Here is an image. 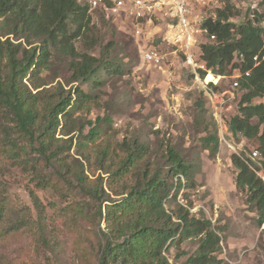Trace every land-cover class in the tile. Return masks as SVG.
Masks as SVG:
<instances>
[{"label": "trees", "instance_id": "1", "mask_svg": "<svg viewBox=\"0 0 264 264\" xmlns=\"http://www.w3.org/2000/svg\"><path fill=\"white\" fill-rule=\"evenodd\" d=\"M221 2L216 18L204 22L216 40L200 46L201 60L217 77L236 70L242 75L237 88L242 97L230 131L257 142L256 159L264 167V103H256L264 99V10L238 25L232 20L240 10L230 0ZM259 6L264 7V0ZM94 13L104 18L101 10L78 0H0V156L26 165L42 164L54 171L45 178L38 175L42 187L56 189L55 176L68 191L95 202V212L81 207L79 214L92 225L97 221V264H170L171 249L192 240H198L199 247L188 264H222L217 228L210 220L191 214L189 195L198 188L197 166L171 144L161 166L151 160L147 145L133 139L117 141L109 116L87 120L86 115L101 103L82 85L98 77L102 69L117 71L77 51L78 41L93 45ZM56 53L70 59L69 89L60 83L53 86L42 76L52 69ZM207 71H200L202 78ZM207 80L215 79L209 75ZM87 126L90 130L85 134ZM203 146L215 157L217 136H207ZM28 149L37 155L33 160L27 157ZM231 160L238 171L236 187L246 193L247 206L264 226L260 169L240 155H232ZM182 193L187 205L178 203ZM31 198L38 213V236L45 239L46 208L34 192ZM169 203H175V208H168ZM6 209L3 199L0 223Z\"/></svg>", "mask_w": 264, "mask_h": 264}, {"label": "rangeland", "instance_id": "2", "mask_svg": "<svg viewBox=\"0 0 264 264\" xmlns=\"http://www.w3.org/2000/svg\"><path fill=\"white\" fill-rule=\"evenodd\" d=\"M78 1L89 4L92 0ZM230 1L240 10L232 20L238 25L253 19L255 11L264 10L259 6L261 0ZM174 16L168 13L166 18L161 13L150 20L131 21L121 14L107 13L104 18L93 14V45L78 41L77 51L103 60L117 71L102 69L98 77L82 85L101 103L100 108H93L86 115L87 120L96 122L109 116L117 141L133 139L147 145L151 160L161 166L167 145L174 146L187 162L197 166L198 188L189 195L193 203L191 214L210 220L217 228L222 238V264H264V226L259 225L257 213L247 206L246 193L238 191V171L231 160L234 154L242 156L260 169L259 176L264 180L262 162L252 159L257 142L230 131V120L238 113L242 91L235 92L236 99L224 109L220 100L208 96L205 78L197 80L184 57L163 41ZM151 47L164 54L160 64L145 61L144 55ZM69 62L56 53L52 69L42 76L53 86L60 83L69 89ZM226 77L219 84L222 90L233 82L232 73ZM256 103H264V99ZM89 130L87 126L84 133ZM210 134L219 140L215 157L203 146V139ZM27 152L32 160L37 157L31 149ZM53 172L42 164L26 165L0 156V201L7 202L0 223V264H97V221L92 225L79 214L81 207L95 212V202L75 190L68 191V186L58 183L55 176L52 183L56 189L42 187L38 175L45 178ZM31 192L46 208L45 239L38 236V213ZM182 195L178 203L187 205ZM198 247V240L188 241L179 249L172 248L167 258L170 264H188Z\"/></svg>", "mask_w": 264, "mask_h": 264}, {"label": "built area", "instance_id": "3", "mask_svg": "<svg viewBox=\"0 0 264 264\" xmlns=\"http://www.w3.org/2000/svg\"><path fill=\"white\" fill-rule=\"evenodd\" d=\"M92 10H101L104 14L113 13L124 15L131 21H144L151 19L158 14L174 13V19L168 22L169 33L165 34L164 42L174 49L175 54L184 57V62L189 69L194 71L197 80H202L200 71H207L206 64L201 60L202 44H210L216 37L210 35L204 22L210 18H216V8L223 6L221 0H92L89 2ZM168 9V11H166ZM145 61L160 64L165 56L159 48L154 47L146 51ZM212 75L215 80L208 82L207 78ZM249 76V73L246 74ZM242 77L236 70L231 80L230 88L223 89V94L214 88L219 87L221 80L228 77L215 76L211 71H207L205 76L204 90L212 99L220 100L221 109L225 105L236 99L239 79ZM257 151L252 153V159L258 158Z\"/></svg>", "mask_w": 264, "mask_h": 264}, {"label": "bare ground", "instance_id": "4", "mask_svg": "<svg viewBox=\"0 0 264 264\" xmlns=\"http://www.w3.org/2000/svg\"><path fill=\"white\" fill-rule=\"evenodd\" d=\"M210 76H212V75H210ZM214 78V77H213ZM208 81V80H207ZM208 82H212V81H208Z\"/></svg>", "mask_w": 264, "mask_h": 264}]
</instances>
